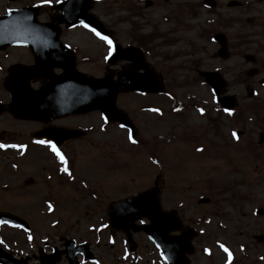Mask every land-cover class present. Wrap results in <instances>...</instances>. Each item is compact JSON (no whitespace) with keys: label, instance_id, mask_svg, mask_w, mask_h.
Returning a JSON list of instances; mask_svg holds the SVG:
<instances>
[{"label":"flooded vegetation","instance_id":"obj_1","mask_svg":"<svg viewBox=\"0 0 264 264\" xmlns=\"http://www.w3.org/2000/svg\"><path fill=\"white\" fill-rule=\"evenodd\" d=\"M1 1L0 17L9 11L34 7L37 10V20L43 23L48 30L42 36L41 42L33 44V50L38 54V62H36L29 46L3 48L0 43V73L3 71L2 60L5 55H8L7 52L22 51L25 56V59L22 58V60H18L19 62H11V65L5 70V77H1L0 105L3 108L10 102L8 86H20L22 89L24 87L26 94H28L29 91L35 92L43 86L56 82L52 80L62 79L65 81V85H73L79 74L95 78L108 75L113 80H118L121 74L126 79L130 74L134 80L133 87L143 90H128L120 93L116 99V106L132 127L133 139H131L139 145H145L137 137L144 129L138 131L137 127L141 125L143 128L148 127L151 132H155V129L162 125L161 122L166 114L163 112L164 108H167L163 104L166 90L165 92L162 89L158 90L159 83L161 88L162 86L165 87L163 77L165 62L162 60V53L152 45L154 38L150 35L154 34H143L142 37L139 34L140 38H137V35L127 32L130 30L137 33L133 26L140 27L138 24H151L152 31L154 26H157L156 24L159 26L161 24L172 25L173 27L180 25L179 28L182 26L190 27L191 25L194 29V35L195 30H199V26H202L203 43L197 51L196 57L191 60V64L195 77L199 79L198 82L204 89L211 87L204 84V79L200 74H217L226 82L224 95L237 97L236 93L229 94L227 89L237 84L239 79L241 80V75L251 78L257 74L255 68H250L244 72L225 73L226 68L224 66L211 67L210 62L206 63V55L211 62L216 60L224 62L230 57L233 49L237 51L239 36L243 39L242 33L238 32L235 26L230 29L227 26H231L233 23L240 26L243 21L229 19L230 22L227 25L224 18V16L227 18V15L221 12L230 8L248 9L247 4L242 3L243 1L237 3L239 1L233 0L234 2L225 3L226 6L219 5L217 0H108L109 4L105 3L107 0H103V3L98 0H59V2L49 0V3H44V0H32L31 3L23 5L17 4L19 0H6L8 4L12 3V6H7ZM249 1L257 7L250 9L245 22L251 26H260L264 31V0H246V3ZM100 3L106 8H99ZM242 6L244 7L242 8ZM103 20H107L108 23H104ZM115 22L129 26V29L124 33H119L112 28ZM83 25H91V27H84ZM95 25L102 26V30L106 32L103 37L111 42V55L109 54V44L100 39L92 29V27L95 28ZM174 30L176 29L169 27L164 32L159 30L157 33L159 35L158 41L164 43L169 40V43H173ZM249 34L250 32L247 36ZM233 36L235 39L232 45ZM206 39L214 43L212 52L206 48ZM179 51L182 52V50H177V52ZM192 53L195 54V51L193 50ZM99 55H102L101 61L98 60ZM248 58L254 57L248 55ZM16 65L31 71V74L28 73L23 76L25 81L15 84L6 83L5 80ZM234 68L236 70L239 66H234ZM94 72L99 74L94 75ZM226 76H229V80ZM130 77L126 80L128 85L132 82L129 80ZM150 85L155 87L154 90H145ZM173 100L175 103H171ZM167 101L168 106L172 105L171 112H173L169 116L177 115V118L190 115L192 105L197 104L191 101L187 105L182 103L181 106H178L176 98ZM202 106H204V113L200 115L202 119L196 118L197 122L192 124L193 129H185V132H182V136H186V139L205 137L206 135V133H201L195 128L198 124L206 126V105L202 104ZM216 106L222 111L218 104ZM71 109L69 108L68 111ZM235 110H237V106ZM225 114L222 115L224 118L231 113ZM91 115H96L104 125L109 126L100 112L97 111L86 114H65L59 118L43 121L17 117L8 111L0 113V123L4 121L8 123L4 130L0 127V145L4 146L0 147V154H14L9 163L13 179L19 175H25L24 182L35 187L34 190L28 191V195L11 194L9 201H34L38 198H43L45 202L56 201L58 194L51 193L50 184L54 177L59 185L62 184L63 191L75 192L79 189H85L90 191L85 195L86 198L95 202L100 200L98 188L100 187L102 194L104 192L101 183L99 184L98 180L85 178V176L92 174L81 172L83 167L88 166V162L92 161L90 158L94 156L91 154H93L92 146L95 137L93 128L95 124L85 120ZM183 126L186 128V123ZM123 131L131 137L129 130L123 129ZM39 141L44 143H39ZM50 145L55 146L60 156L63 157L64 164L60 163L59 157L52 151ZM52 153L58 159L52 157ZM95 167L100 172L104 171L98 166ZM109 168L106 167L110 173ZM93 176L100 179L95 174ZM39 177L43 179V183H36V179ZM153 187L156 190L159 189V179L154 181ZM152 188L134 192L129 196ZM235 196L239 197V200L243 198L249 200L250 204L254 202L256 197L257 199L260 198L257 194L252 195L250 191L238 192ZM261 202L263 204V200ZM11 211L10 213L24 222L25 226L0 224L1 230L11 233L10 238L16 239L7 244L0 236V264H129V261L132 260L131 257L135 256L138 250L147 248L142 241L145 240L144 234L132 233L131 228L127 234L131 235L133 244L129 245L127 236L121 230L120 224H113L116 230L110 229L108 226L104 230H100L98 226L93 225L62 227L57 226L56 223L41 228L39 221V225H35L38 218L37 211L31 210L27 215L18 214L17 211H20L18 209ZM0 212H8V210H0ZM255 215L257 217L264 216L263 210H257ZM105 220L108 222L107 210L105 211ZM140 223L141 221L136 222L137 225ZM45 229L48 231L45 232ZM257 231L258 233L252 236L251 241L246 244H238L237 251L234 253L235 256L232 255L231 251L229 252L230 256H227L228 252L220 248L219 252L227 256L223 264H264V226H261ZM103 232H107L106 241H102ZM103 242L109 247V250L105 256L100 257L98 248ZM116 245L121 249V254L118 256L114 253L117 248ZM209 254L210 248L209 252L206 249V264H211L212 259Z\"/></svg>","mask_w":264,"mask_h":264},{"label":"rangeland","instance_id":"obj_2","mask_svg":"<svg viewBox=\"0 0 264 264\" xmlns=\"http://www.w3.org/2000/svg\"><path fill=\"white\" fill-rule=\"evenodd\" d=\"M98 1L103 3V0ZM236 1H239L237 3L243 1L242 3L247 4L248 9L242 6L243 9L230 8L222 10L221 13L227 15V18L224 16L227 25L230 22L229 19L243 21L240 26L234 23L227 26L229 29L235 26L238 32L242 33L243 39L239 36L237 51L232 48L230 57L224 62L218 60L211 62L206 55V63L210 62L211 67L224 66L225 73L244 72L250 68L257 69L256 75L251 78L241 75V80L239 79L237 84L227 89L229 94L238 95L235 112L224 118L223 113L221 114L215 106L211 92L207 88H202L198 82L199 79L193 73L191 60L196 57L203 43L202 26H199V30H195L194 35L191 25L179 28L180 25L173 27L156 24L157 26H154L152 31L151 24H138L140 27L133 26L137 32L134 33L127 31L129 26L115 22L111 26L119 33L127 31L129 34L137 35V38H140V35L142 37L143 34H154L150 35L154 38L152 45L162 53V60L165 62L163 77L166 94L163 104L167 108L163 111L166 114L161 122L162 125L156 128L155 132L139 125L138 131L142 129L144 131L140 132L137 137L145 144L139 145L132 143L128 134L118 126H106L96 115L85 118L89 120V123L95 124L93 154H91L94 156L90 158L92 161H89L88 166L83 167L81 172L92 174L84 176L101 183L104 192L102 194L100 187L98 188L100 200L96 202L85 197L90 192L85 189L75 192L63 191L62 184L59 185L55 177L52 178L50 184L51 193L58 194L56 201L45 202L43 198L34 199V201H9L11 194L28 195V191L34 190L35 187L24 182L25 175H19L13 179L9 163L14 154H0V210L18 209L20 211L17 212L20 215H27L29 211L35 210L39 219L37 218L34 224L39 225L40 222L41 228L56 223L57 226L62 227L93 225L104 230L106 206L110 202L125 198L134 192L152 188L154 181L159 179L161 207L166 210H175L180 221L197 232L196 238L192 241L194 251L189 256V264H206V249L209 252V248L211 264H223L225 257L230 256V251L235 256L238 244L251 241L252 236L258 233L257 230L264 226V216L255 215L260 209L264 214V143L257 145L264 139V31L260 26H251L245 22L247 13L252 7L257 6L252 5L250 1L246 3V0ZM1 2L12 6V3L8 4L6 0ZM31 2L32 0H19L17 4L23 5ZM217 2L221 6H226L225 3L234 1L217 0ZM105 3L109 4L108 0ZM98 7L106 8L101 3ZM103 22L108 23L107 20ZM168 27L176 29L172 45L169 40L164 43L158 41L159 30L164 32ZM234 39L233 36L232 45ZM205 42L206 48L212 52L214 43L207 39ZM177 50H182V52H177ZM193 50L195 54L192 53ZM7 53L8 55H5L2 60L3 71L0 73V80L1 77H5V70L11 62L25 59L22 51L15 50ZM248 55L254 58H248ZM101 56L98 57L100 61ZM234 66H239V68L235 70ZM97 74L99 73L94 72V75ZM226 77L229 80V76ZM173 98H176L178 106L182 103L187 105L191 101L197 103L192 105V111L187 119L188 115L178 116L179 118L177 115L169 116L173 112H171L172 105L168 106L167 100ZM172 102L175 103L174 100ZM202 104L206 105V126L198 124L195 128L206 135L186 139V136H182V132H185V129H193L192 124L197 122L196 118L202 119V116L200 117L204 112ZM184 123H186V128L183 126ZM6 125H8L6 121L0 123L3 130ZM238 131L241 134L239 138H235L233 133L237 136ZM36 155L38 156V153ZM51 156L58 159L53 153ZM95 166L104 171L100 172ZM107 166L110 167V173L106 169ZM36 183H43V179L37 178ZM243 184L252 187V195L257 193L260 198L256 197L252 204L244 198L243 200L235 198L237 191L244 193L241 189ZM201 198H209L210 203L198 204ZM262 200L263 204H261ZM10 234L0 229V236L7 244L16 240L10 238ZM102 235V241H106L107 232H103ZM142 241L147 248L138 250L137 254L131 257L129 264L139 262L140 264H160L158 261L160 253L153 250L146 239ZM115 247L117 248L114 253L118 256L121 254V249L118 245ZM225 247L228 252L227 256L219 252L220 248L224 250ZM108 250L109 247L103 242L98 248V255L103 257Z\"/></svg>","mask_w":264,"mask_h":264},{"label":"water","instance_id":"obj_3","mask_svg":"<svg viewBox=\"0 0 264 264\" xmlns=\"http://www.w3.org/2000/svg\"><path fill=\"white\" fill-rule=\"evenodd\" d=\"M37 10L34 8L9 12L7 16L0 18V43L6 45H27L34 53L36 62L39 61L38 54L33 50V46L42 41V36L48 32L44 24L36 20ZM95 27L101 31L99 25ZM34 44V45H33ZM31 71L17 66L10 71L6 83L15 84L25 81L26 74ZM128 74V72H127ZM124 78L120 75L117 81H113L110 76L94 79L78 75L73 86L65 85V81H56L48 86H43L38 92L29 91L28 94L20 86H8L11 103L6 109L17 117L33 120H47L62 116L63 114L87 113L98 110L108 120L109 123L119 122L123 126H129L126 119L120 116L116 109V97L120 92L128 90H143L135 88L132 76ZM205 80L212 85L213 93L219 96L222 80L217 74H204ZM130 77V85L127 79ZM24 78V79H23ZM126 81V84H125ZM141 84V83H140ZM158 90H161L160 83ZM151 86L145 90H154ZM218 88V89H217ZM23 90V91H22ZM76 91V92H75ZM77 101V102H76ZM232 99L224 98L220 100L222 106ZM69 108H72L68 111ZM3 108L0 106V112ZM157 190H151L139 194L130 199L113 203L109 207L108 217L111 223L120 224L127 230L129 223L145 218L149 225L133 228L135 231H142L147 237L162 251V255L168 264H186V255L193 251L191 240L195 237L193 230L184 231L174 213L162 211L157 198ZM0 218L6 220H16L10 214L0 213ZM12 225V224H11ZM180 231L178 236H170V232Z\"/></svg>","mask_w":264,"mask_h":264},{"label":"snow or ice","instance_id":"obj_4","mask_svg":"<svg viewBox=\"0 0 264 264\" xmlns=\"http://www.w3.org/2000/svg\"><path fill=\"white\" fill-rule=\"evenodd\" d=\"M57 2H59V0H57ZM44 3H49V0H44ZM84 27H88L87 25H83ZM90 31H92V29H89ZM97 36H99L100 39L105 40L106 43L109 44V54L111 55V42L107 40L106 37L100 36L99 33H95ZM233 136L235 137V133H233ZM130 141L132 143H135L134 140L131 139V137H129ZM39 143H44L43 141H39ZM0 147H4L3 145H0ZM50 147L52 148V151L57 155V157H59L60 159V163L64 164L65 161L63 159V157L60 156V153L56 150L54 145H50ZM155 163V161H153ZM62 171H65V169H62ZM51 207V206H50ZM225 252H227V249H224Z\"/></svg>","mask_w":264,"mask_h":264}]
</instances>
